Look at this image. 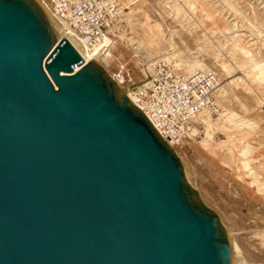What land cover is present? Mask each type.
Segmentation results:
<instances>
[{
	"label": "water",
	"instance_id": "95a60500",
	"mask_svg": "<svg viewBox=\"0 0 264 264\" xmlns=\"http://www.w3.org/2000/svg\"><path fill=\"white\" fill-rule=\"evenodd\" d=\"M172 148L35 0H0V264H229Z\"/></svg>",
	"mask_w": 264,
	"mask_h": 264
},
{
	"label": "rangeland",
	"instance_id": "374dc122",
	"mask_svg": "<svg viewBox=\"0 0 264 264\" xmlns=\"http://www.w3.org/2000/svg\"><path fill=\"white\" fill-rule=\"evenodd\" d=\"M116 1L120 18L108 77L120 73L131 87L158 62L189 72L186 64L201 61L216 73L221 89L211 125L198 121L172 150L185 182L216 215L229 264H264V79L243 77L244 56L234 51L240 45L264 64V0ZM146 20L158 25L151 35Z\"/></svg>",
	"mask_w": 264,
	"mask_h": 264
},
{
	"label": "built area",
	"instance_id": "2783aa9c",
	"mask_svg": "<svg viewBox=\"0 0 264 264\" xmlns=\"http://www.w3.org/2000/svg\"><path fill=\"white\" fill-rule=\"evenodd\" d=\"M56 20L60 29L90 50L102 36L111 37L119 15L116 0H35ZM112 44L98 49L93 57L109 59ZM114 77V78H113ZM111 76L118 85L129 81ZM144 82L134 89V105L157 134L171 147L178 145L196 126L195 118L204 110L216 108L214 97L217 76L209 68L189 72L176 70L168 63L154 64Z\"/></svg>",
	"mask_w": 264,
	"mask_h": 264
},
{
	"label": "bare ground",
	"instance_id": "6f19581e",
	"mask_svg": "<svg viewBox=\"0 0 264 264\" xmlns=\"http://www.w3.org/2000/svg\"><path fill=\"white\" fill-rule=\"evenodd\" d=\"M228 5H230V4H228ZM41 8L43 9V11L45 12V14H46V16L48 17V19L50 20V22L56 27V28H58V29H60L59 28V26L57 25V22H56V20L48 13V11L44 8V7H42L41 6ZM231 8L232 9H234V7L231 5ZM236 8V7H235ZM236 11V10H235ZM233 12V11H232ZM120 14V13H119ZM145 17V16H144ZM119 18H120V16L118 15V18H117V20L119 21ZM147 18V17H146ZM145 20V19H144ZM147 20H149V19H147ZM146 20V22H145V24L147 25L146 27H148V32L150 33V35L151 34H153V30H155V29H157L158 28V25L153 21H147ZM248 22H249V20L248 19H246ZM58 26V27H57ZM115 28V27H114ZM147 29V28H146ZM235 29H236V27H235ZM238 29V28H237ZM115 30V29H114ZM251 32V31H250ZM258 33V32H257ZM116 37V34H114V32H113V30L111 31V37H107V36H102L100 39H98V41H97V43L94 45V47L93 48H91L90 50H87L86 48H83L84 49V51H85V53H86V55H88L89 56V58L91 59V60H93V61H95L97 64H98V66H100L103 70H104V72H106V70L104 69L105 68V64L106 63H112L111 62V58H112V56H113V53H114V50H113V47H114V38ZM108 43H110V44H112V54H111V56H110V58L109 59H103V60H98V58H96V57H93L94 55H95V53H96V51L98 50V49H100L101 47H103V46H105V45H107ZM234 51H239L241 54H242V56H244V61H243V63L240 65V71L242 72V74H243V77H245V78H247L249 81H250V79H252V78H255V77H258V76H260V78H262V80L264 79V64H262V63H260V62H257L255 59H253V57L250 55V53L248 52V51H246L245 49H243L242 47H240V45H236L235 47H234ZM167 55L169 56V57H171L172 56V54L171 53H167ZM195 60V59H194ZM153 65L154 64H152V65H149V67L148 68H152L153 67ZM186 67L188 68V69H202V68H206L205 67V65L203 64V63H201V61H193L192 62V64H186ZM223 68L226 70V71H234L235 72V70H233V69H227V67L226 66H224L223 65ZM151 70H149L148 72H150ZM228 71V72H229ZM148 72L146 71L144 74V77H147V74H148ZM228 73V74H231V73ZM107 73V72H106ZM236 73V72H235ZM114 75H116V74H114ZM114 75H111L112 77L114 76ZM117 75H119L120 77H121V75H120V73H117ZM110 78V77H109ZM114 78V77H113ZM239 78V77H238ZM129 81H130V79H128ZM144 80L145 79H143V81H141V82H139V83H130V85H131V87H129V85H128V83L126 84H123V85H121V87L122 88H127V87H129V88H127V89H125L123 92L118 88L120 85H118V84H115L116 85V87L122 92V94L125 96V97H127L133 104H134V89L135 88H139V87H141V85L143 84V82H144ZM237 80V78H232V77H230V81L231 82H235ZM243 80V82H246V80L243 78L242 79ZM128 82V81H127ZM132 84H134V85H132ZM246 86H247V83H246ZM247 87H249V86H247ZM219 89H221V87H216L215 86V92H214V97H215V95H217V90H219ZM215 102H216V98H215ZM135 106V105H134ZM216 108H217V104H216ZM215 108V109H216ZM214 109V110H215ZM214 110H212V111H209V110H204L202 113H200L199 115H197L196 116V118H195V122H196V124H198V125H200L199 123H198V121H201V122H205V123H207L208 125L210 124L211 125V115H210V112H213ZM237 121H239V122H242V121H244L243 119H241V118H239ZM191 130V134H193V132L195 131V129H194V127L192 126L191 128H190ZM207 136H210V134H208ZM171 148H172V146H171ZM245 152V151H244ZM230 247V246H229ZM237 249V247L236 246H234V250H236ZM236 252H237V250H236Z\"/></svg>",
	"mask_w": 264,
	"mask_h": 264
}]
</instances>
